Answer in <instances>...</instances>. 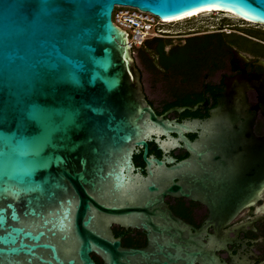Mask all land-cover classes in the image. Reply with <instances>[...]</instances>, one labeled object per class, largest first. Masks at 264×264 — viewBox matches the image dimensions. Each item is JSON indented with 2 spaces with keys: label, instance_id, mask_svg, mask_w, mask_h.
Returning a JSON list of instances; mask_svg holds the SVG:
<instances>
[{
  "label": "water",
  "instance_id": "water-1",
  "mask_svg": "<svg viewBox=\"0 0 264 264\" xmlns=\"http://www.w3.org/2000/svg\"><path fill=\"white\" fill-rule=\"evenodd\" d=\"M117 4L264 24V0H0V264H224L206 226L165 198L201 201L224 224L264 190L246 105L214 109L191 140L195 122L167 115L198 105L155 111ZM180 146L190 155H167ZM114 225L145 231L147 245L124 246Z\"/></svg>",
  "mask_w": 264,
  "mask_h": 264
},
{
  "label": "flooded vegetation",
  "instance_id": "flooded-vegetation-1",
  "mask_svg": "<svg viewBox=\"0 0 264 264\" xmlns=\"http://www.w3.org/2000/svg\"><path fill=\"white\" fill-rule=\"evenodd\" d=\"M235 29L220 21L206 29L164 33L134 53L146 98L158 114L174 106L198 105L195 110H174L167 115L179 122L196 123L193 131L185 132L191 140L198 137L200 123L209 120L214 109L244 103L254 134L246 146L264 147V37L257 32L232 31ZM151 147H158L155 142H149V153L163 156L161 150L157 148L159 155ZM167 155L180 160L190 153L180 146ZM165 201L195 229L206 226L204 241L224 264H264V190L224 224L212 218V209L201 201L176 196ZM113 230L122 234L124 246L147 245L146 232L141 229L114 225Z\"/></svg>",
  "mask_w": 264,
  "mask_h": 264
},
{
  "label": "built area",
  "instance_id": "built-area-1",
  "mask_svg": "<svg viewBox=\"0 0 264 264\" xmlns=\"http://www.w3.org/2000/svg\"><path fill=\"white\" fill-rule=\"evenodd\" d=\"M114 23L128 32L134 49L142 47L146 41L163 36L167 31L163 28V18L154 13L133 5L117 4L112 13Z\"/></svg>",
  "mask_w": 264,
  "mask_h": 264
},
{
  "label": "rangeland",
  "instance_id": "rangeland-1",
  "mask_svg": "<svg viewBox=\"0 0 264 264\" xmlns=\"http://www.w3.org/2000/svg\"><path fill=\"white\" fill-rule=\"evenodd\" d=\"M230 15L226 16L225 12H211L209 13H202L199 16H192L189 18H185L180 21L175 22H164L163 28L167 31L169 34H174L177 32H188L191 30H201L206 29L210 26H216L218 25V22L224 21L225 23H228L232 25L233 27H236L238 29L232 30V31H239L242 33H245V31L250 32H257L262 33L264 37V25L261 24H253L249 23L248 21H245L244 19L235 18ZM242 29V30H241ZM244 35V34H243ZM138 49H134L136 53H138Z\"/></svg>",
  "mask_w": 264,
  "mask_h": 264
},
{
  "label": "bare ground",
  "instance_id": "bare-ground-1",
  "mask_svg": "<svg viewBox=\"0 0 264 264\" xmlns=\"http://www.w3.org/2000/svg\"><path fill=\"white\" fill-rule=\"evenodd\" d=\"M211 12H219V11H214L212 9H200V10H196L194 12H191V13H188V14H185V15H182V16H178V17H174V18H164V21H166V22H175V21L183 20L185 18L192 17V16H199L202 13H209L210 14ZM225 13H226V16L227 15H230L232 17H235L236 19L237 18H241L240 16H238L236 14H233V13H230V12H225ZM245 21H247V20H245ZM248 22L249 23H253V24H261V25H264L262 23H256V22H251V21H248Z\"/></svg>",
  "mask_w": 264,
  "mask_h": 264
},
{
  "label": "trees",
  "instance_id": "trees-1",
  "mask_svg": "<svg viewBox=\"0 0 264 264\" xmlns=\"http://www.w3.org/2000/svg\"><path fill=\"white\" fill-rule=\"evenodd\" d=\"M138 51L140 52V48L138 49ZM151 150L152 151H157V153L160 155V151L157 150V147H151ZM134 160H135L136 165L141 166V168L143 170L144 161H143V157H142V152L136 153L135 156H134ZM125 243L128 244V243H130V241L127 239V241ZM93 257L96 259V261L99 264H102V261L100 260V258L97 255L93 254Z\"/></svg>",
  "mask_w": 264,
  "mask_h": 264
}]
</instances>
